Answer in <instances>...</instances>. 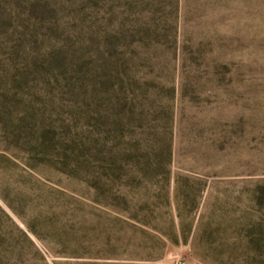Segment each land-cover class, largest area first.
<instances>
[{"label": "rangeland", "instance_id": "374dc122", "mask_svg": "<svg viewBox=\"0 0 264 264\" xmlns=\"http://www.w3.org/2000/svg\"><path fill=\"white\" fill-rule=\"evenodd\" d=\"M0 264H264V0H0Z\"/></svg>", "mask_w": 264, "mask_h": 264}, {"label": "trees", "instance_id": "16d2710c", "mask_svg": "<svg viewBox=\"0 0 264 264\" xmlns=\"http://www.w3.org/2000/svg\"><path fill=\"white\" fill-rule=\"evenodd\" d=\"M187 179V178H186ZM177 182H178V180H177Z\"/></svg>", "mask_w": 264, "mask_h": 264}]
</instances>
